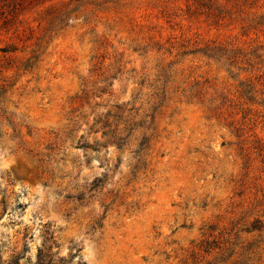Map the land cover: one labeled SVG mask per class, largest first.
<instances>
[{"label":"rangeland","instance_id":"1","mask_svg":"<svg viewBox=\"0 0 264 264\" xmlns=\"http://www.w3.org/2000/svg\"><path fill=\"white\" fill-rule=\"evenodd\" d=\"M2 10L1 264H264V0Z\"/></svg>","mask_w":264,"mask_h":264},{"label":"trees","instance_id":"2","mask_svg":"<svg viewBox=\"0 0 264 264\" xmlns=\"http://www.w3.org/2000/svg\"><path fill=\"white\" fill-rule=\"evenodd\" d=\"M35 0H0V13L1 15H5L6 11L2 10L4 8L8 9L7 16L4 17V24L8 25L11 24L18 16L19 12L25 8L26 5L31 4ZM38 1V0H37ZM58 19V16L56 17ZM56 19H53V22ZM51 22V24H53ZM30 32H34V30H30ZM31 34V33H30ZM253 229H257V225L253 226ZM15 260V259H14ZM2 262V259L0 257V264ZM14 262V261H13ZM15 263V262H14ZM50 262L49 264H51ZM19 264V263H15ZM39 264H45L44 262H41Z\"/></svg>","mask_w":264,"mask_h":264}]
</instances>
